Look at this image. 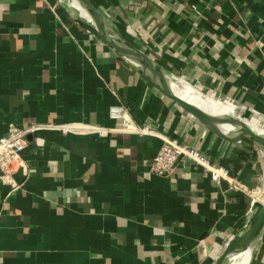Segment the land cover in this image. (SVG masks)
Segmentation results:
<instances>
[{
    "label": "crops",
    "instance_id": "obj_1",
    "mask_svg": "<svg viewBox=\"0 0 264 264\" xmlns=\"http://www.w3.org/2000/svg\"><path fill=\"white\" fill-rule=\"evenodd\" d=\"M94 1L162 68L264 129V0ZM115 106L201 149L251 190L262 186V148L206 128L62 0H0V136L32 124L117 127ZM28 138L21 186L10 192L0 180V264H211L247 220L251 197L188 159L171 176L150 172L158 136L44 127ZM263 262L264 233L254 264Z\"/></svg>",
    "mask_w": 264,
    "mask_h": 264
},
{
    "label": "water",
    "instance_id": "obj_2",
    "mask_svg": "<svg viewBox=\"0 0 264 264\" xmlns=\"http://www.w3.org/2000/svg\"><path fill=\"white\" fill-rule=\"evenodd\" d=\"M90 16V22L86 23L81 18L75 21L85 30L93 34L100 41L105 43L112 50L120 54L130 62L137 71L152 85H154L164 96L179 104L189 112L206 128L219 137L229 142H241L243 138H249L264 150V130H259L238 113L235 107L226 109L229 112L212 111V106L219 109L228 108L229 103L220 98L214 97L201 88L184 80H179L169 71L157 64L146 52L133 45L125 36L119 32L109 18L99 8L94 0H77ZM68 12L69 8L66 7ZM166 75L175 77L179 82L187 84L199 92L203 100L208 104H201L185 98L174 88ZM211 98V99H209ZM209 100V101H208ZM212 100V101H211ZM211 101V102H210ZM264 233V194L260 200H254L253 208L245 223L237 230L223 246L221 252L214 258L211 264H227L229 257L239 253L252 242L258 243L250 264H254L256 254Z\"/></svg>",
    "mask_w": 264,
    "mask_h": 264
},
{
    "label": "built area",
    "instance_id": "obj_3",
    "mask_svg": "<svg viewBox=\"0 0 264 264\" xmlns=\"http://www.w3.org/2000/svg\"><path fill=\"white\" fill-rule=\"evenodd\" d=\"M111 115L121 117L123 123L120 126H103L91 122H72L62 124H32L29 127H12L5 135L0 136V180L3 184L8 185L10 192L19 188L20 183L15 175L22 172L25 176L29 172V164L23 157V151L30 145L29 134L40 128H59L63 132H85L97 134L99 136H108L113 133H137L140 135L150 134L161 138L162 143L156 154L149 161V171L159 176H171L175 173L178 163L182 159H188L198 169H202L209 174L213 182L228 183L230 189L242 191L244 193L252 192L245 184H243L236 176H234L230 168L212 162L209 157L199 148L182 144L175 138H171L166 134H162L151 129L148 125L137 124L126 111L115 106L111 109ZM263 179L264 172L260 175ZM255 200V199H254ZM254 200L250 202V207L246 211V217L249 216ZM264 264V262H263Z\"/></svg>",
    "mask_w": 264,
    "mask_h": 264
},
{
    "label": "bare ground",
    "instance_id": "obj_4",
    "mask_svg": "<svg viewBox=\"0 0 264 264\" xmlns=\"http://www.w3.org/2000/svg\"><path fill=\"white\" fill-rule=\"evenodd\" d=\"M62 2L65 4L66 7L69 8L70 14L75 18H81L86 23L91 24L90 16L86 9L82 7V5L77 0H62ZM166 78L168 81L174 85V88L178 90L182 96H184L187 99H190L192 101H196L203 104H208L205 100L202 99L199 92H197L194 88L191 86L184 84L182 82H179L175 77H172L171 75H166ZM211 99V98H209ZM209 101V100H208ZM212 101V100H211ZM210 101V102H211ZM228 103V102H227ZM233 105L229 104L228 108L225 109H219L217 107L212 106L210 109L212 111H216L223 113V112H229L226 109L230 110L233 109ZM246 108V107H245ZM240 109V108H239ZM241 111V110H240ZM252 111V110H251ZM255 114V113H254ZM251 124L253 126L257 127L259 130L262 131L263 128L260 127V122L256 117L250 118ZM264 130V129H263ZM259 196L255 198L256 200H260L264 194V185L263 188L258 192ZM258 243L252 242L249 246L241 250L239 253L233 254L229 257L227 264H250L253 255L255 253V249L257 247Z\"/></svg>",
    "mask_w": 264,
    "mask_h": 264
},
{
    "label": "rangeland",
    "instance_id": "obj_5",
    "mask_svg": "<svg viewBox=\"0 0 264 264\" xmlns=\"http://www.w3.org/2000/svg\"><path fill=\"white\" fill-rule=\"evenodd\" d=\"M263 187H261L260 189H256V190H253V193L252 194H248L250 197H251V201L250 202H252V199L254 200L255 199V197H256V195H257V192L258 191H260L261 189H262ZM258 197V196H257ZM249 207H250V204H249ZM249 207L247 208V210L249 209ZM259 248H260V246H259Z\"/></svg>",
    "mask_w": 264,
    "mask_h": 264
}]
</instances>
